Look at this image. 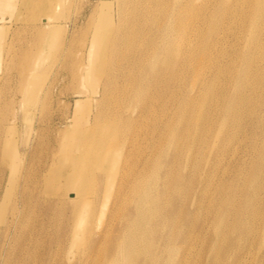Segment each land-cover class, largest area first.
Masks as SVG:
<instances>
[{
  "label": "bare ground",
  "instance_id": "6f19581e",
  "mask_svg": "<svg viewBox=\"0 0 264 264\" xmlns=\"http://www.w3.org/2000/svg\"><path fill=\"white\" fill-rule=\"evenodd\" d=\"M65 1H22L25 8L38 4L42 9L30 13L31 24H49L43 51L54 45L61 27L54 21L63 16L57 7ZM15 2L0 0V7ZM196 2L100 1L91 38L81 46L85 50L90 44L88 54L82 53V60L85 54L89 60L82 65L83 82L92 69L101 80L98 94L90 95L95 110L86 116L85 127L56 139V149L47 151L37 174L44 180L65 159V167L54 169L64 172L59 182L70 177L66 180L79 183L71 189L55 186L44 196L38 184L34 194L31 169L18 165L14 148L11 155L4 151L9 172L20 173L8 188L12 201L4 199L7 187L0 190V255L11 244L10 227L18 228L25 218L20 207L30 211L42 203L47 210L42 214L50 216L61 206L76 211L88 204L87 228L74 240L73 257L54 263L62 244L57 238L38 255L41 264H192L195 259L199 264H264V0ZM222 45L231 46L226 59ZM36 72L20 88L30 103L43 88ZM13 124L0 126V149L7 141L14 145ZM168 136L172 142L166 152ZM66 144H74L75 152L57 160ZM250 149V167L234 168L233 156L239 160ZM183 157L185 171L179 166ZM222 157L228 158L225 164ZM209 185L215 192L225 188V198L208 202ZM124 189L130 192L126 196ZM104 205L105 223L91 228V214ZM208 227L209 236L203 234Z\"/></svg>",
  "mask_w": 264,
  "mask_h": 264
},
{
  "label": "rangeland",
  "instance_id": "374dc122",
  "mask_svg": "<svg viewBox=\"0 0 264 264\" xmlns=\"http://www.w3.org/2000/svg\"><path fill=\"white\" fill-rule=\"evenodd\" d=\"M22 1L16 0L15 4L0 7V126H6L9 122H13L12 126H16L17 130V133L14 134V145L7 141L4 146L3 144L1 145L0 149V177L3 178L0 190L3 191L4 187H7L8 193L5 194L7 196L4 198L7 203L14 199V196L11 195L12 190H8V188L20 173L19 170L13 174L9 172V157L5 155L4 151L8 155H11L13 148L14 151L16 150L15 161L18 162V165H24L25 163L31 169L32 181H34L33 186H35L33 189L34 194H36V186L38 184V191L43 189V191L39 192L41 196L47 195L48 191L52 192L55 186L60 187L65 184V188L70 189L77 186L79 180L67 181L66 179L70 177H66L63 181L59 182V177L64 172L58 174L54 169L55 167H65L67 165V160L65 159H61L58 164H54L49 174L44 176V180H41L40 176L37 179V174H42L41 167H43L45 161L48 159L47 151L54 152L58 145L57 140L62 137L63 133L69 131L75 132L79 128L85 127L83 124L86 116L95 110V100L93 99L98 94L96 91L101 86V80L99 81L94 77L93 69L89 80H85V82H83L80 74L85 66L83 63L89 62L87 50L90 44H88L85 50L81 46L86 39L91 38L93 32L92 25L98 15L96 11L102 0H73L72 2L66 0L61 3L57 7V11L59 10L58 12L63 16L54 21L60 24L61 27L57 30L54 45L44 51L42 50V47H44L43 39L46 37V33L49 32V27H47L49 24L41 20H37L31 24L34 18L30 13H33L34 9L38 11L42 9L38 4L32 7L33 9L29 8L26 4L27 8H25ZM198 2L199 0H197L196 4ZM112 11L114 12L113 8ZM226 45H222L220 48L226 53L225 59L231 49L230 45L228 47ZM83 52L87 53L85 54V61L84 59L82 60L84 56L82 55ZM40 53H42V61L36 69L35 64L37 65L38 63ZM76 53H78L77 56ZM32 71L34 73L37 71L36 73L39 75L43 86L38 95V102L36 101L35 103L26 101L20 89L24 80ZM189 83H191V80H189ZM88 94L94 98L92 99L91 96L88 98ZM167 97H165V100ZM84 99H88L89 103ZM166 114L168 113L166 112ZM164 117H167V115H164ZM169 137L166 138L167 141L165 140L166 143L164 144V151L166 152H169L172 142ZM50 140L52 143H50ZM75 150L76 146L74 144H66L65 150L63 148L61 152L57 153L55 158L58 160L62 155L75 152ZM78 151L81 152L82 150L78 148ZM251 153L252 149L239 160L236 158L237 154L234 155L235 160L233 159L232 161L233 164L235 163L234 168L240 166L244 167L246 171L252 164L250 161V156L252 157ZM19 156L22 158L21 161ZM183 158L184 160L180 161L179 165L181 171H185L186 166L187 158ZM221 159L222 164H225L228 160L227 157H222ZM247 162L249 163L245 167ZM18 168L21 170V165ZM236 173L233 172L231 177ZM49 175L51 178H49ZM209 186L210 189L205 195L208 202L212 201V198L221 199L222 197V200L225 198L227 194L225 188H219L215 192L214 187ZM112 192L113 190L106 194L104 199L105 204L109 202ZM128 193L130 192L124 189L123 195L126 196ZM72 197L73 194L71 193L67 196L69 199ZM61 202H63L62 199ZM89 207L87 204L73 211L71 208L61 206L58 213H56L58 208L53 209L49 214L50 216L42 214L43 212H47L42 207V203L39 205L35 204L30 211L26 207H20L23 209L21 212L25 215V218H22L21 225L16 222L18 228L15 229L14 225L10 227L11 244L0 255V264H18V260L19 264H41L40 259L42 257H38V255L44 252L45 244L57 238L62 244L60 248L56 249L58 245L55 247L54 263H58L62 259L72 258L73 254L78 250V245L74 240L81 239L84 236L83 232L85 228H87L86 215ZM106 211L105 205L101 207L99 212L97 209H94L95 216L91 214L89 226L91 228L97 227L99 230L105 223ZM8 213H10V210ZM208 215L211 216V213H202L201 217ZM107 222L109 223L110 220ZM209 229L210 227L206 228L203 234L209 236ZM195 230V235L190 238V241H193V238L199 235L198 228ZM1 239L2 235L0 234ZM197 243L201 244L202 241L198 240ZM197 247L198 244H195L193 248L196 249ZM193 248L192 250H194ZM195 254L197 256V253ZM199 258L203 259L204 257L200 256ZM48 259L53 261L52 257ZM198 262L200 263L199 260L195 259L192 264H199Z\"/></svg>",
  "mask_w": 264,
  "mask_h": 264
}]
</instances>
